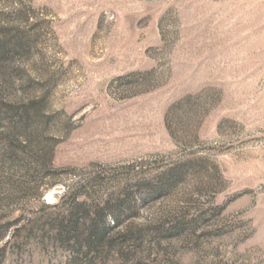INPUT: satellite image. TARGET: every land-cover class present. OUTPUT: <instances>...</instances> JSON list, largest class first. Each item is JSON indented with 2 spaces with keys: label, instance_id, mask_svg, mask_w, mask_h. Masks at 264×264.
I'll use <instances>...</instances> for the list:
<instances>
[{
  "label": "rangeland",
  "instance_id": "rangeland-1",
  "mask_svg": "<svg viewBox=\"0 0 264 264\" xmlns=\"http://www.w3.org/2000/svg\"><path fill=\"white\" fill-rule=\"evenodd\" d=\"M0 40V264H264V0H0ZM85 186L137 198L102 251L54 238Z\"/></svg>",
  "mask_w": 264,
  "mask_h": 264
},
{
  "label": "trees",
  "instance_id": "trees-1",
  "mask_svg": "<svg viewBox=\"0 0 264 264\" xmlns=\"http://www.w3.org/2000/svg\"><path fill=\"white\" fill-rule=\"evenodd\" d=\"M22 50H25L22 42L11 46L6 41L0 40V61ZM174 182H169V186H172ZM98 183L99 180L93 179L89 184L91 187H95ZM86 188L87 186L75 190L67 188L65 196L62 198L64 201L57 205L58 209L67 214L64 213L62 218L56 222L57 233L54 238L57 242L69 245L77 251H81L83 247L89 251L92 249L102 251L115 244L116 239L113 238V232L122 223V219L136 214L139 208L137 198L134 194L128 193L123 199L118 198L114 201L111 199L103 205L101 203L89 205L85 201H79V197L83 194L91 196L90 193L84 191ZM166 188H155L149 191L145 198L140 197L138 200L144 202L151 195L162 194ZM68 199L72 200L71 205L66 204ZM107 218L112 220L113 226L107 224ZM121 238L123 241L132 239L137 242L142 239V235L141 233H132L128 236H121Z\"/></svg>",
  "mask_w": 264,
  "mask_h": 264
}]
</instances>
